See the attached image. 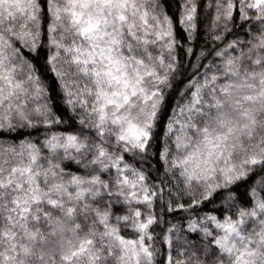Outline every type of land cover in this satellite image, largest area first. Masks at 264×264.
<instances>
[{
  "label": "snow or ice",
  "instance_id": "1",
  "mask_svg": "<svg viewBox=\"0 0 264 264\" xmlns=\"http://www.w3.org/2000/svg\"><path fill=\"white\" fill-rule=\"evenodd\" d=\"M214 6L215 41L234 10L260 27L192 64L169 108L180 44L165 0H0V264H264V0ZM180 7L191 39L196 0ZM42 49L68 108L37 75ZM65 116L78 129L52 131ZM41 128L39 143L25 135ZM215 197L220 216H200ZM154 198L199 241L172 224L157 248Z\"/></svg>",
  "mask_w": 264,
  "mask_h": 264
},
{
  "label": "trees",
  "instance_id": "2",
  "mask_svg": "<svg viewBox=\"0 0 264 264\" xmlns=\"http://www.w3.org/2000/svg\"><path fill=\"white\" fill-rule=\"evenodd\" d=\"M41 3H43V0H41ZM181 3L182 0H165V10L173 20L175 37L180 44V47L176 48V51L174 53L179 65L178 70L176 72L175 80L173 81L174 86L171 89L167 90V95H166L167 106L169 108L171 106H174L175 103L179 100V94L184 89L185 84L187 83L189 77L191 76L192 69L190 66L192 64L195 63L208 64L210 61L216 60L215 52L213 51V49L219 51L228 42L232 41L233 39H239L241 41L248 39L250 37H247L245 33L249 31L255 32L256 28L260 27L259 23L254 20L241 21L239 19V13L236 10H234L233 20L228 24V28L230 29V31L220 30V34L224 36V39L222 41H215L212 39V37L209 35L208 32L209 22L215 15L214 0H196L197 28L193 32L192 38L187 39L186 31H184L182 26L178 23V19L181 14V7H180ZM210 4L213 6L209 7ZM248 14L249 16H252L255 14V12L254 10H252ZM253 24L256 25V28L252 27ZM46 43L47 40L45 39V44ZM188 48H192L193 54L191 55L187 54L186 50ZM24 51L25 53H27L26 49ZM197 57H200V59L197 60ZM45 59H46V50L42 49L39 59L32 60V63H34L37 67V75L40 76L43 85L46 88H48V94L52 96L53 102L54 103L59 102L61 106H63L64 108H68L67 105H63V98L60 94L58 83L55 81L54 76L47 71ZM68 114L71 115V112L69 111ZM64 119H65V124L56 126L55 128L52 129V131L74 132L78 129L79 125L73 123L72 121H69L67 119V116H65ZM29 132L31 133L30 138L37 143H39L44 138L43 128H41L40 131L38 132L30 129L26 130L25 135H27V133ZM153 151H155V149ZM151 164H152L151 178L155 179L157 183H159L160 179L167 180V177L164 176L163 169H161L160 172L156 171V168L158 166L156 164L155 158L151 160ZM144 167L147 168V165H145ZM71 170L76 171L75 165L71 166ZM260 176L261 173L257 172L255 175L248 178L247 183H240L237 187L234 188V194L237 196H242L245 190L250 189L254 185L255 181L260 178ZM175 185H176V180L173 179L171 184H165L163 185V187H165L166 191L170 189L173 195H176L178 193V189ZM224 195H226V193ZM168 199L170 198L165 197L164 202L166 203ZM223 203L224 201L221 199V197H215L211 203H207L206 205L201 206L199 215L203 216L205 213H207L209 215H217L219 217L220 213L223 212V208H221V204ZM241 203H247V197H243ZM136 207H139L141 211H145V207L142 205L133 204V208ZM224 207H227V205L225 204ZM218 208L220 209V212L213 211L214 209H218ZM151 213L155 215L158 220V223L152 225L149 229V231L157 237V239L153 242L155 243V246L157 248L165 247L161 245L160 240L162 239L163 234L166 233V230L169 227H171L172 224H178L182 226L184 238L190 239L193 242L199 241L200 237H198L196 234H190L188 232L187 220L180 219L181 216H185L186 214L166 213L165 208L161 207V201L157 200L156 198H154L153 200ZM116 214L122 215L124 214V212L121 208H117ZM122 234L128 237L133 236V233L130 230H125L122 232ZM174 243H176L177 247L179 246V242L175 241V238H174ZM181 251H183V249H181ZM176 258L183 259L184 257L177 256Z\"/></svg>",
  "mask_w": 264,
  "mask_h": 264
}]
</instances>
